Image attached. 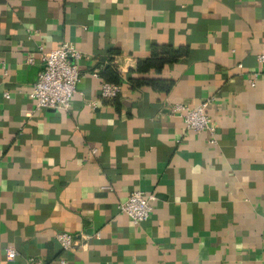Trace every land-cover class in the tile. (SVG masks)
<instances>
[{"label": "crops", "instance_id": "crops-1", "mask_svg": "<svg viewBox=\"0 0 264 264\" xmlns=\"http://www.w3.org/2000/svg\"><path fill=\"white\" fill-rule=\"evenodd\" d=\"M63 42L71 105L31 112L39 46ZM260 54L264 0H0V264H264ZM208 99L216 144L170 111ZM133 190L155 197L142 224Z\"/></svg>", "mask_w": 264, "mask_h": 264}, {"label": "built area", "instance_id": "built-area-1", "mask_svg": "<svg viewBox=\"0 0 264 264\" xmlns=\"http://www.w3.org/2000/svg\"><path fill=\"white\" fill-rule=\"evenodd\" d=\"M39 62L41 69L38 72L37 79L32 85L29 96L34 100V111L45 109L66 111L71 105L73 94L76 92V86L80 80V71L77 61L83 57V54L68 42H63L60 46L46 50L39 46ZM33 58L28 61L33 62ZM260 66L264 64V54L257 56ZM98 76V72L92 73ZM258 72L250 75L249 84L255 86ZM121 91L120 84L102 82L100 96L104 99H112L119 95ZM8 98V94L5 93ZM210 100H204L196 106L189 108L186 104L178 103L171 106L170 111L173 115L182 118L186 129L196 132L206 131L210 136V143L216 144V127L207 112ZM97 149L92 150L93 154ZM154 195L145 194L140 190H133L124 201L119 204V210L126 214L133 224H142L147 221L153 210L152 202ZM264 236V234H263ZM57 242L61 248L66 251L77 247V238L69 232H58L55 234ZM15 250L8 248L7 258L15 257ZM26 264H43L39 261L29 260ZM59 264H67V261L61 259Z\"/></svg>", "mask_w": 264, "mask_h": 264}, {"label": "trees", "instance_id": "trees-1", "mask_svg": "<svg viewBox=\"0 0 264 264\" xmlns=\"http://www.w3.org/2000/svg\"><path fill=\"white\" fill-rule=\"evenodd\" d=\"M132 80V79H131Z\"/></svg>", "mask_w": 264, "mask_h": 264}]
</instances>
